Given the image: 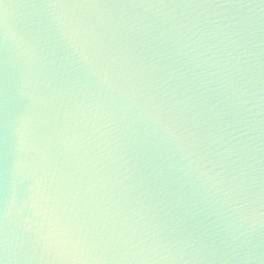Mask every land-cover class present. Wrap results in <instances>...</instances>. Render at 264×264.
<instances>
[{
  "label": "water",
  "instance_id": "1",
  "mask_svg": "<svg viewBox=\"0 0 264 264\" xmlns=\"http://www.w3.org/2000/svg\"><path fill=\"white\" fill-rule=\"evenodd\" d=\"M0 264H264V0H0Z\"/></svg>",
  "mask_w": 264,
  "mask_h": 264
}]
</instances>
